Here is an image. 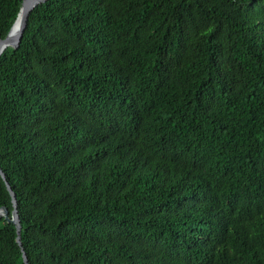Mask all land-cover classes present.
Segmentation results:
<instances>
[{"label": "trees", "instance_id": "obj_1", "mask_svg": "<svg viewBox=\"0 0 264 264\" xmlns=\"http://www.w3.org/2000/svg\"><path fill=\"white\" fill-rule=\"evenodd\" d=\"M0 168V264H264V0L37 4Z\"/></svg>", "mask_w": 264, "mask_h": 264}, {"label": "water", "instance_id": "obj_2", "mask_svg": "<svg viewBox=\"0 0 264 264\" xmlns=\"http://www.w3.org/2000/svg\"><path fill=\"white\" fill-rule=\"evenodd\" d=\"M45 0H21L18 12L16 14V18L14 22L12 23L9 31L4 37L0 36V55L7 47H17L20 41V37L22 35L23 29L26 25V21L28 18V15L30 11L39 3L44 2ZM0 175L4 179L7 190L9 191V194L11 195V203L13 206V209L11 213L9 214L8 209L5 205L0 206V218H4L7 222H11L15 225L16 228V241L19 246H21V240H20V220L17 212V201H16V195L12 188L9 186L8 182L5 179V175L3 171L0 168ZM22 250L21 257L23 259L24 264H28V260L26 259L25 252Z\"/></svg>", "mask_w": 264, "mask_h": 264}]
</instances>
